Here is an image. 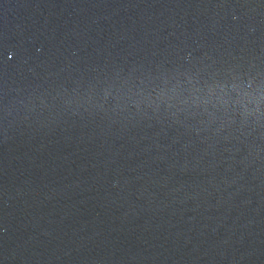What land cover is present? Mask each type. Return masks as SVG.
Segmentation results:
<instances>
[{"label": "water", "instance_id": "water-1", "mask_svg": "<svg viewBox=\"0 0 264 264\" xmlns=\"http://www.w3.org/2000/svg\"><path fill=\"white\" fill-rule=\"evenodd\" d=\"M0 264H264V0H0Z\"/></svg>", "mask_w": 264, "mask_h": 264}]
</instances>
